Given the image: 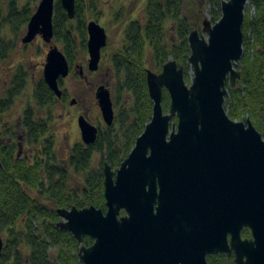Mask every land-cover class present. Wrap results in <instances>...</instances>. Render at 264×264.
I'll list each match as a JSON object with an SVG mask.
<instances>
[{
	"label": "water",
	"instance_id": "1",
	"mask_svg": "<svg viewBox=\"0 0 264 264\" xmlns=\"http://www.w3.org/2000/svg\"><path fill=\"white\" fill-rule=\"evenodd\" d=\"M55 1H40L24 42L38 34L52 40ZM60 2L73 19L76 0ZM249 2L222 0L220 19L205 18L202 32H190V85L185 67L173 58L159 72L147 70L152 117L116 170L104 164L107 209H57L59 227L80 243L85 235L94 240L80 247L82 264H151L154 259L159 264H208V255L219 253L234 255L235 264H264V134L250 118L232 119L225 109L227 84L235 86L241 77ZM87 31L89 68L97 70L108 34L94 19L87 22ZM68 73L65 53L52 46L44 75L59 97L58 79ZM164 89L171 98L167 112ZM96 96L104 121L112 125L111 91L100 85ZM79 127L86 144L97 140L98 128L85 116ZM246 228L251 237H243ZM3 246L0 235V264Z\"/></svg>",
	"mask_w": 264,
	"mask_h": 264
},
{
	"label": "trees",
	"instance_id": "2",
	"mask_svg": "<svg viewBox=\"0 0 264 264\" xmlns=\"http://www.w3.org/2000/svg\"><path fill=\"white\" fill-rule=\"evenodd\" d=\"M221 1L206 0L213 23L221 17ZM98 6L99 0H76V15L70 19L60 0L55 1V37L62 43L70 62L88 52L86 16L90 12L97 21L100 16ZM251 9L254 12L251 13ZM22 12L18 14L17 22L26 23L32 13L30 3ZM199 20L195 21L196 25L192 24L185 13L183 0H147L146 21L131 20L125 29L124 45L111 54L113 124L101 127L94 143H75L66 160H59L54 136L48 135L50 127L45 121H26L31 138L41 135L45 157L28 163L5 160L0 154V234L6 236L1 264H82L78 254L81 243L71 232L58 226L57 209L74 205L107 209L104 164L108 162L116 170L152 117L147 70L159 72L173 58L185 67L188 81L191 53L188 36L194 28H199ZM169 22L170 27L167 26ZM243 32L244 53L238 65L241 77L235 86L227 84L229 97L225 109L232 119L250 118L264 134V0H250L245 10ZM2 39L0 33V43ZM149 50L153 63L147 67ZM36 98L40 107H52L56 102L54 92L43 79L38 83ZM170 103V95L164 89L166 112ZM95 152L101 154L98 166L93 165ZM250 234L249 228L243 230L244 236ZM92 242L91 237L84 236L83 244ZM209 264L235 263L220 253L210 256Z\"/></svg>",
	"mask_w": 264,
	"mask_h": 264
},
{
	"label": "flooded vegetation",
	"instance_id": "3",
	"mask_svg": "<svg viewBox=\"0 0 264 264\" xmlns=\"http://www.w3.org/2000/svg\"><path fill=\"white\" fill-rule=\"evenodd\" d=\"M40 1L41 0H27L26 2H22L21 0H16V1L0 0V33L3 36V39L0 43V85L2 87L0 90V154L4 156L3 158L5 160H13L15 162L25 161L28 163H33L36 161L38 157H45L43 155L44 150H43V142L41 135H39L36 139H34V137L31 138L29 127L26 124V121L28 119L34 121L43 120L49 125L50 129L48 135L54 136V148L56 150V154L59 160H66L70 156L72 147L75 144L74 143L73 145L71 144L69 145L68 143V147L66 149L67 152L66 157L59 156L57 152L58 143L56 138V132L54 131L55 117H54V113L51 110L53 106L40 107L37 103V98H36V89L38 83L42 81V79L45 80L44 70H45V64L47 62V54L52 46L54 45L58 46V44L55 43V41L57 42L55 37V32L50 42H47L43 38L42 34H38L35 37V39H38L39 36H41V38L46 43H51V44H46L48 45V51L45 53L46 56L43 57L42 60H38L37 61L38 64L35 65V67H33L34 69L42 73V76L39 78L37 82H35V74H34L35 72L31 67V62H34V60L25 57L23 51H20L17 54V56L14 57V50L17 47V43L19 39L23 43L24 46L23 48H29L30 46L33 45L35 39L27 43L23 41V37L27 33L28 23L32 15L36 12ZM27 3H30V8L32 9L30 19L26 23H20L18 21L20 23L19 24L17 22V16L18 14L23 13L22 10L25 9ZM11 34H13L15 37L10 38ZM107 45L102 49L101 60H100L99 68L97 70H91L89 68V62H78L77 61L78 59L74 62H70L67 58L69 65V73L66 77H59L58 79L59 87L62 90L61 97H59L49 87L55 94L56 97L55 103L59 102L61 105H65L67 104V102H70L71 108L66 112L65 117L66 116L70 117L71 116L70 113L74 115L73 118L77 123L80 133H81V129L79 127V118L81 116H85L92 124H94L98 128V134L101 127H103L104 125L106 126L109 125H107L106 122L104 121L102 113H101L102 120L100 119L98 123H93L89 117L88 112L85 110L84 107L85 103H81L78 111L73 113L72 110L80 102V99H82V101H85L87 98L85 94L83 98H81L80 96H74V92L70 91L66 86L65 79L68 76H72L74 79L77 78L81 80L84 83V88L85 86L90 89L92 88L95 98V104L98 105L99 107L98 99L96 96L98 87L100 85H105L112 93L113 83H114V75L111 67V57H110V64H108V66H106L104 69L102 68L104 50L106 49ZM87 46H88V42H87ZM94 76L98 77V81L92 82ZM46 84L48 85L47 82ZM30 88H32L33 91L34 102L33 103L29 102V104L25 106L24 103H20L19 99L21 100V97L24 96ZM81 137H82V133H81ZM80 143L89 145L84 142L83 138H82V142ZM0 162H1L0 166H2V161L0 160ZM60 221H62L61 217H60ZM243 237H251V234L248 236L243 235ZM3 240L5 246L6 239H4L3 237ZM82 245L85 244H83L82 242L81 246ZM223 254H226L230 259L234 261L235 258L234 255L229 256L227 253H223ZM210 256H214V255H208L207 257L208 264H209ZM155 260L156 259L152 260L151 264L154 263L159 264Z\"/></svg>",
	"mask_w": 264,
	"mask_h": 264
},
{
	"label": "rangeland",
	"instance_id": "4",
	"mask_svg": "<svg viewBox=\"0 0 264 264\" xmlns=\"http://www.w3.org/2000/svg\"><path fill=\"white\" fill-rule=\"evenodd\" d=\"M22 2H26L27 0H21ZM146 3L147 0H99V11L100 16L98 18V22L105 27L107 34H108V45L106 49L104 50V58L102 62V68L104 69L108 64H110V57L114 49L122 47L126 40V33L125 29L128 23L131 20L137 19L140 22L144 23L146 21ZM184 4V10L185 13L191 18L193 21V25H196L195 21L199 20V28L198 30L202 32V23L205 18H211L210 15V7L206 4V0H183ZM254 12L253 9H251V13ZM119 17L118 20H116V17ZM95 19L90 12H87L86 16V22ZM171 26V23H167V26ZM197 28V27H196ZM195 29V28H194ZM23 33V32H22ZM205 37H208V34L206 32H203ZM11 37H15L13 34L10 35ZM58 44L59 48L63 50V45L60 42H56ZM51 43H46L41 36H39L38 39H35L33 42V45L29 48H23V43L18 41L17 47L14 50V57L17 56V54L20 51H23L25 54V57L31 58L34 60V62H31V67L33 71L35 72V82L39 80V78L42 76V73L33 67L38 64V60H42L43 57L46 56V52L48 51V45ZM146 55V65L149 67L152 65L153 60L150 53V50L147 51ZM89 54L88 53H81V55L78 58V62H88ZM190 66V65H189ZM190 70L188 71L189 80L187 84H191V80L193 78V68L192 66L189 67ZM102 71V70H101ZM32 79V78H31ZM66 86L68 89L72 92H74V96H80L83 98L84 94L86 96V100L82 101L80 99V102L73 108V113L77 112L80 108L81 103H85L84 107L85 110L88 112L89 117L93 123H98L101 117L100 108L98 105L95 104V98L93 94L92 88H88L85 86L84 83L77 79L73 78L72 76H68L66 79ZM98 81V77L94 76L92 79V82ZM0 85V90H1ZM229 97V89L228 94L226 95V99ZM20 103H24L25 106L29 104V102H34L33 97V91L32 88H30L24 96L21 97V100L19 99ZM226 102V101H225ZM71 108L70 102H67L65 105H61L59 102L55 103L53 107L51 108L52 112L54 113L55 122H54V131L56 132V138H57V152L59 156L66 157L67 152L66 149L69 145H73L77 142H82V137L80 130L77 126L76 121L74 120V115L70 113V117L66 116V112ZM101 154L99 152H95L93 155V165L98 166L100 163ZM74 185L75 183L72 182ZM33 194H36V192H32ZM5 239V235H3Z\"/></svg>",
	"mask_w": 264,
	"mask_h": 264
}]
</instances>
